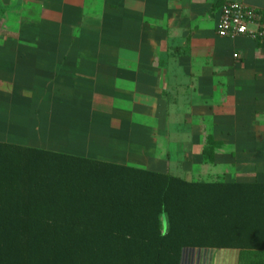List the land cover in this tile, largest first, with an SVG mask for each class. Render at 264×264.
<instances>
[{
	"label": "crops",
	"instance_id": "obj_1",
	"mask_svg": "<svg viewBox=\"0 0 264 264\" xmlns=\"http://www.w3.org/2000/svg\"><path fill=\"white\" fill-rule=\"evenodd\" d=\"M230 1L264 13V0H0V141L264 182V40L218 34ZM181 264H264V250L186 247Z\"/></svg>",
	"mask_w": 264,
	"mask_h": 264
},
{
	"label": "trees",
	"instance_id": "obj_2",
	"mask_svg": "<svg viewBox=\"0 0 264 264\" xmlns=\"http://www.w3.org/2000/svg\"><path fill=\"white\" fill-rule=\"evenodd\" d=\"M186 247L264 250V182L0 141V264H181Z\"/></svg>",
	"mask_w": 264,
	"mask_h": 264
},
{
	"label": "built area",
	"instance_id": "obj_3",
	"mask_svg": "<svg viewBox=\"0 0 264 264\" xmlns=\"http://www.w3.org/2000/svg\"><path fill=\"white\" fill-rule=\"evenodd\" d=\"M217 31L225 37L247 35L264 40V13L241 1H230L222 8Z\"/></svg>",
	"mask_w": 264,
	"mask_h": 264
}]
</instances>
